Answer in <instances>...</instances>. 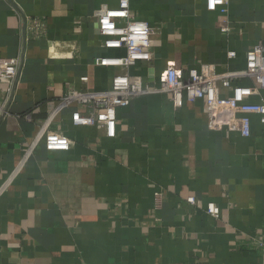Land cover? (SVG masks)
Wrapping results in <instances>:
<instances>
[{"label":"crops","instance_id":"crops-1","mask_svg":"<svg viewBox=\"0 0 264 264\" xmlns=\"http://www.w3.org/2000/svg\"><path fill=\"white\" fill-rule=\"evenodd\" d=\"M116 7L117 0H0V59H23L0 118V264H261L259 116L250 117L247 138L213 132L201 101L174 110L166 95L150 94L117 109L114 137L107 138L72 123L71 113L83 111L77 104L50 127L73 146L59 152L40 143L29 152L39 123L69 90L104 91L123 73L157 85L171 62L183 71H240L256 43L264 50V0H227L225 14L207 0H130L131 14L154 31L152 61L99 67V57L124 55L102 48L94 17ZM24 18L43 20L45 37L24 41ZM234 83L221 96L255 87L248 78ZM6 95L0 82V106ZM263 99L260 90L249 101ZM209 203L218 206V218L206 214Z\"/></svg>","mask_w":264,"mask_h":264},{"label":"built area","instance_id":"built-area-1","mask_svg":"<svg viewBox=\"0 0 264 264\" xmlns=\"http://www.w3.org/2000/svg\"><path fill=\"white\" fill-rule=\"evenodd\" d=\"M226 6L227 0H207L209 9H218L222 14L227 12ZM16 12L18 16H22L17 9ZM94 17L98 34L102 38V48L124 51V55L120 57L95 59L96 66L129 69L137 63H151L150 39L154 31L146 22L137 20L131 14L130 0H117L116 8L99 10ZM24 22L20 30V36L24 41L45 37L46 27L43 20L24 18ZM234 57L233 52L228 53L229 59ZM22 61L19 56L0 59V82L7 84V95L0 106L2 119L8 114L9 105L19 84ZM244 78L251 79L255 87L237 86L231 96H221V90L230 89L234 82ZM260 90H264V50L261 42L256 43L246 53L245 68L240 71L218 73L212 67H208L205 72H199L194 68L183 71L171 62L159 74L157 85L145 83L136 75L116 74L112 77L109 88L104 91L69 90L46 120L39 123V130L29 147V152L40 143H44L49 151L59 152L68 151L73 146L72 140L50 129L54 119L66 108L81 105L82 112L71 113L72 123L79 127H94L102 131L107 138H113L117 109L138 97L150 94L166 95L174 110L180 109L184 101H201L207 130L213 132L225 130L247 138L251 134V116H259L260 122L264 124V99L260 103L249 101L251 96L259 95ZM26 160L27 157L22 160L20 169ZM160 199L161 194L154 193L155 206H158ZM186 201L191 206L196 205L194 197H189ZM205 212L213 218L219 216V208L214 203L207 204ZM262 260L261 264H264V256Z\"/></svg>","mask_w":264,"mask_h":264}]
</instances>
